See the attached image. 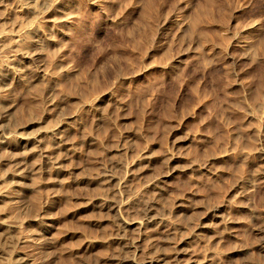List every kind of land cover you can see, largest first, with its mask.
<instances>
[{"label": "rangeland", "instance_id": "obj_1", "mask_svg": "<svg viewBox=\"0 0 264 264\" xmlns=\"http://www.w3.org/2000/svg\"><path fill=\"white\" fill-rule=\"evenodd\" d=\"M8 5L3 133L40 140L27 155L0 150L22 173L0 168V221L32 262L125 264L178 240L184 262L264 264V0H45L44 19ZM139 158L122 182L121 165ZM99 197L127 206L114 213ZM151 200L168 225L119 228Z\"/></svg>", "mask_w": 264, "mask_h": 264}, {"label": "bare ground", "instance_id": "obj_2", "mask_svg": "<svg viewBox=\"0 0 264 264\" xmlns=\"http://www.w3.org/2000/svg\"><path fill=\"white\" fill-rule=\"evenodd\" d=\"M207 1H209V0H207ZM4 3H6L7 5H8V3L9 4H11V6H13V7H15V8H13V9H15V10H17V8H18V11H21V12H23V13H27V14H36V15H39L38 17H41V18H45V17H47L48 16V14H49V9L48 10H43L42 8H43V6L45 5V0H0V5H3ZM148 3H150V2H148ZM208 3V2H207ZM13 4V5H12ZM151 5V4H150ZM207 5V4H206ZM9 6V5H8ZM152 6V5H151ZM7 7V6H6ZM8 8V7H7ZM11 8V7H10ZM12 9V10H13ZM205 10V9H204ZM203 13H204V11H203ZM198 14H200V13H198ZM211 14V13H210ZM35 15V16H36ZM206 15V14H205ZM196 16V15H195ZM199 17H201V16H199ZM2 18V17H1ZM6 18H7V16H6ZM195 18V17H194ZM203 20V19H202ZM192 24V23H191ZM22 25V24H21ZM34 26V25H33ZM29 28L28 29H31L32 28V23L31 24H29V26H28ZM24 33V32H23ZM35 59V58H34ZM41 64V63H40ZM1 68V67H0ZM1 82V81H0ZM36 90V89H35ZM0 91H2V90H0ZM3 95V94H2ZM2 95H0V130L2 131V133L0 134V150H1V148L2 147H8V148H15V150L17 149V148H20L21 150H22V153L23 152H26L25 150L26 149H28V148H26L29 144H31L32 142H34V141H36V143L40 140V139H38L37 137H38V134L36 133V134H33V135H21V134H19V132H18V129H17V131H15L16 129H13L12 131H14L15 133L16 132H18V134L16 133V134H14V135H12V133H11V135L9 134V136H7V135H5L4 133H3V131L5 132V130H6V125H3L2 123L4 122V121H6V120H8L9 118H10V116H12V114H11V112H10V110L12 109V108H10V107H5V99L3 98V96ZM50 112V111H49ZM16 113V112H15ZM15 115V114H14ZM16 116V115H15ZM21 117V116H20ZM38 118V117H37ZM36 121V120H35ZM34 121V122H35ZM39 120H37L36 121V123L38 122ZM28 123V122H27ZM29 123H32V122H30L29 121ZM34 124V123H33ZM7 127H8V124H7ZM21 127H23V126H20L19 128H21ZM22 129V128H21ZM24 129V128H23ZM39 130H41V129H39ZM48 130V129H47ZM7 131V130H6ZM52 131H53V133H58L60 130L59 129H52ZM13 132V133H14ZM51 132V131H50ZM45 133H46V131H45ZM60 133V132H59ZM54 135V134H53ZM58 135V134H57ZM57 137H59V136H57ZM60 138V137H59ZM59 141V140H58ZM61 142V141H60ZM42 143V142H41ZM38 144V143H37ZM44 144V143H43ZM53 144H55V147L54 148H59L58 147V143L57 142H53ZM42 145V144H41ZM34 147H35V144L33 145ZM32 146V147H33ZM62 146V145H61ZM33 147V150L35 149ZM37 147H39V146H37ZM36 147V148H37ZM51 147H52V145H51ZM53 148V147H52ZM3 149V148H2ZM45 149V148H44ZM43 149V150H44ZM14 150V149H13ZM21 150L19 151L20 152V154H21ZM42 149H41V151H43ZM8 151V150H7ZM39 151H40V149H39ZM56 151V150H55ZM4 152V151H3ZM9 152V151H8ZM17 152H18V150H17ZM19 152L17 153V154H19ZM46 151H44V153H45ZM12 153V152H11ZM4 154V153H3ZM5 154H6V151H5ZM9 154V153H8ZM17 154H14L15 156H17ZM19 154V155H20ZM23 154H25V153H23ZM22 154V155H23ZM28 153H26L25 155H27ZM57 154V153H56ZM7 155V154H6ZM24 155V156H25ZM60 155V154H59ZM17 157H19V156H17ZM53 157H56V156H53ZM259 162L260 163H262V166H263V170L260 172V175L258 174V171H257V174L259 175V178H260V182L262 183V186L264 187V153H262L261 152V154H259ZM15 158L16 157H12V156H8V157H1L0 156V168H1V166H5L6 168H5V172H3V173H5L6 174V176L8 177V176H10V177H12V176H16L17 178H20V174H22V173H20V170L18 171V165L21 163L20 162V160L18 161V163L15 161ZM59 159L60 158H54V163L55 164H57L58 163V161H59ZM142 158H139L138 160H136V161H133L132 163H130V164H120L121 165V167L124 169V172H125V180L124 181H122V182H126V181H128L129 179V177H131L130 176V172L132 171L131 169H132V167L133 166H135L136 164H138L139 162H140V160H141ZM144 159V158H143ZM62 160V159H61ZM59 164V163H58ZM20 166V165H19ZM117 166V165H116ZM260 167H261V165H259ZM56 167V166H55ZM58 167V166H57ZM21 168V167H20ZM19 168V169H20ZM23 168H24V165H23ZM106 168V167H105ZM104 168V169H105ZM2 170V169H1ZM107 170V169H106ZM110 170V169H109ZM261 170V169H260ZM26 171V170H25ZM24 171V172H25ZM104 171V170H103ZM108 171V170H107ZM111 171V170H110ZM106 172V171H105ZM97 173V172H96ZM116 173V172H115ZM1 174V173H0ZM100 174V173H99ZM98 174V175H99ZM114 174V173H113ZM23 176V175H22ZM21 176V177H22ZM101 176V175H100ZM102 176H104V177H106L109 181L110 180H112V179H114L113 178V176L114 175H111V174H109V172L108 173H106L105 175H103L102 174ZM257 175H255V177H256ZM3 177H5V175H3V174H1L0 175V181L3 179ZM99 177V176H98ZM123 177V176H122ZM128 177V178H127ZM133 177V176H132ZM14 178V177H13ZM103 178V177H102ZM257 178V177H256ZM255 178V179H256ZM101 179V178H100ZM95 180V179H94ZM122 180V179H121ZM120 180V181H121ZM16 182V181H15ZM106 181H104V183H105ZM108 182V181H107ZM111 182V181H110ZM257 182V181H256ZM259 182V183H260ZM121 183V182H120ZM120 183L118 184V185H120ZM108 184V183H107ZM158 184V183H157ZM156 185V183L154 182L153 184H152V188H154V186ZM254 185V184H253ZM125 186V185H124ZM121 187V186H120ZM123 187V186H122ZM157 187V185L155 186V188ZM117 188H119V187H117ZM154 188V189H155ZM158 189H159V187H158ZM6 197V195H3L1 192H0V201H3V199ZM122 197V196H121ZM114 198V197H113ZM111 200V199H110ZM109 199L107 200V199H105V198H101V197H99L98 199H96V201H97V203L100 205V207L102 208V207H106L108 204V206H110L113 210H115V211H113L114 213L115 212H119V210H121V208H123L124 206H127L126 204H127V201L125 200V201H123V200H121L120 198L118 199H116V200H113V201H111V202H109L110 201ZM88 201V200H87ZM11 202V201H10ZM130 202V201H129ZM146 202H147V200H146ZM145 202V203H146ZM147 204V203H146ZM144 205V206H146L144 209H145V212H144V218H142V219H139V220H131V219H120V222H119V224L118 225H120L119 226V228H121V230L122 231H125V230H127L126 228L128 227V226H130L131 224H135V225H137V226H135V227H137V229H142L143 231L146 229L145 227H147L148 225H150L151 223H155V224H157V226L158 225H163V226H166V225H168L167 223L166 224H164V222H166L165 221V219H163V218H156V216H154V214L152 215V207H153V202H152V200H151V202H148V204L147 205ZM155 205H156V203H155ZM134 206V205H133ZM141 206V205H140ZM109 208V207H108ZM154 208V207H153ZM219 208H222L221 207V205L220 206H215V207H213L212 209H209V211H210V214L211 215H213V216H219L220 217V215L221 214H218L219 212H218V210H219ZM125 209V208H124ZM140 209V208H139ZM123 210V209H122ZM161 210V209H160ZM154 211V210H153ZM151 213V214H150ZM117 214H120V213H117ZM1 215V214H0ZM8 216V215H7ZM120 216V215H119ZM163 216V215H162ZM161 216V217H162ZM224 216L222 215L221 216V218H223ZM118 218V217H117ZM165 218V217H164ZM223 220V219H222ZM154 224V226H156ZM262 224V223H261ZM118 225H117V228H118ZM160 227V226H159ZM170 227V226H169ZM118 228V229H119ZM130 228V227H129ZM128 228V229H129ZM133 228V227H132ZM145 228V229H144ZM18 229V228H17ZM134 229V228H133ZM136 229V230H137ZM164 229H166V228H164ZM120 230V229H119ZM163 230V229H162ZM167 230V229H166ZM20 231V230H19ZM128 231V230H127ZM154 231H155V229H154ZM11 232H12V229L10 228V225H8V224H5L4 222H2V221H0V264H34L35 262L33 261V259L30 257L31 255H29L27 252H25V251H23V250H21L20 249V246L18 245V239L19 238H17L19 235H15V236H17L16 238H14V236H12L11 235ZM137 232H139V231H137ZM142 232V231H141ZM141 232H139V235H138V237L140 238L141 237ZM145 232H147V230L145 231ZM167 232V231H166ZM171 232H172V229H171ZM116 233V232H115ZM133 233V232H132ZM142 234H143V232H142ZM169 234V233H168ZM176 234V233H175ZM259 234H260V232H259ZM152 235H154V234H152ZM22 236V235H21ZM115 236V235H114ZM144 236H146L145 234H144ZM149 236V235H148ZM161 236V235H160ZM163 236V235H162ZM166 236H167V233H166ZM20 237V236H19ZM23 237V236H22ZM143 237V236H142ZM133 238V237H132ZM152 238H154V237H152ZM155 238H157V237H155ZM167 238V237H166ZM165 238V239H166ZM174 238V237H173ZM23 239V238H22ZM120 240V239H119ZM139 240V239H138ZM147 240H148V238H147ZM153 240V239H152ZM23 241V240H22ZM155 242V241H154ZM158 242V241H157ZM156 242V243H157ZM179 242L180 241H178V240H176V241H173L172 243H171V247H172V252L170 253V254H168L167 255V253H159L158 254V252H156L155 253V249L153 250L154 252V254L155 255H153V256H148L146 253V255L147 256H145L144 254V256H145V258H143V257H140L141 259H135L134 257H128V258H125L126 259V261L125 262H122V263H125V264H157V263H159L160 261H162L163 262V264H204V261H200V262H198L199 260H197L195 257H193L192 255H190L188 258H189V261L188 262H184L183 261V259H184V257L186 256V255H189L188 254V252L187 251H184V249L183 248H180V247H178V245H179ZM262 243H261V245L259 246L260 248H261V250L264 252V240L263 241H261ZM119 243V242H118ZM123 243V242H122ZM135 243H137V242H135ZM139 243V242H138ZM156 243H155V245H154V243H153V241L152 242H150V243H148V245H146L147 246V249L149 250V248H151V251H152V248H154V246H156ZM159 243V242H158ZM157 243V244H158ZM181 243V242H180ZM124 244V243H123ZM168 244H169V242H168ZM181 245V244H180ZM22 246V245H21ZM123 246V245H122ZM159 246V245H158ZM168 246H170V245H168ZM143 247V246H142ZM167 247V246H166ZM39 248V247H38ZM168 248V247H167ZM166 248V249H167ZM23 249V248H22ZM122 249V248H121ZM142 249V248H141ZM141 249H138V247H137V245L133 248V252H136V251H140ZM169 249H171V248H169ZM143 251H144V249H142ZM146 250V249H145ZM127 251H128V248H127ZM120 252V251H119ZM167 252V251H166ZM131 253V252H130ZM144 253V252H143ZM148 253V252H147ZM126 254H128V253H126ZM132 254V253H131ZM128 256V255H127ZM130 256V255H129ZM133 256V255H132ZM166 258H168V259H166ZM187 258H185V260H186ZM46 260V259H45ZM188 260V259H187ZM34 263H33V262ZM51 262H55L54 261V258H49V259H47L46 260V262L44 263L43 262V260H42V263L43 264H50ZM119 262V261H118ZM120 264H121V262H120Z\"/></svg>", "mask_w": 264, "mask_h": 264}]
</instances>
